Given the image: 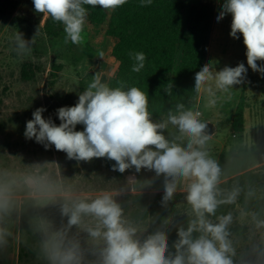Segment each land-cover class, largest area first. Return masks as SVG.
Here are the masks:
<instances>
[{
    "label": "clouds",
    "instance_id": "9594fccd",
    "mask_svg": "<svg viewBox=\"0 0 264 264\" xmlns=\"http://www.w3.org/2000/svg\"><path fill=\"white\" fill-rule=\"evenodd\" d=\"M151 2L145 0L141 6ZM126 3L32 0L35 13L62 24L64 42L74 45L84 41L88 15L85 6L115 10ZM226 15H231L230 37H243L247 67L244 62L219 70H214L212 63L202 66L195 73L194 89L210 97L216 91L228 93L241 84L249 69L264 79V0H224L217 22ZM15 39L21 49L26 47L21 34L17 33ZM129 55L135 61L132 72L139 73L145 66V54ZM171 87L170 83L168 89ZM208 103L215 105L216 100ZM46 110L36 108L26 121V141H34L45 151L54 148L77 164L105 159L114 162L111 171L120 174L130 169L135 173L153 172L151 179L143 181L135 174L128 175L126 187L135 192L153 187L162 178L161 186L155 188L156 192L162 191L161 205L167 207L182 191L191 209L187 227L177 229L173 254L164 227L143 236L145 229L125 215L118 200L124 187L94 194L84 192L62 174L57 161L34 162L22 169L0 167V217L11 214L23 199L40 207L51 204L58 208V223L40 217L36 225L48 264H233L234 249L229 239L233 217L231 213L216 216V211L221 205L235 203L240 190L225 194L220 189L222 170L207 150L210 137L199 111L183 110V105H178L176 113L169 111L165 120L156 122L146 92L124 82L110 86L98 73L78 94L75 105L56 109L59 125L51 117H44ZM169 124L179 132L174 139L164 134ZM77 125L83 130H76ZM213 216L215 222L210 219ZM168 222L165 220L164 225ZM257 226H264V221H258ZM4 236L5 231L0 229V243Z\"/></svg>",
    "mask_w": 264,
    "mask_h": 264
},
{
    "label": "rangeland",
    "instance_id": "374dc122",
    "mask_svg": "<svg viewBox=\"0 0 264 264\" xmlns=\"http://www.w3.org/2000/svg\"><path fill=\"white\" fill-rule=\"evenodd\" d=\"M199 2L211 3L214 7L209 58L214 70L225 65L236 66L239 62H244L247 67L243 37L234 40L229 35L231 15H226L220 22L216 20L224 0H186L185 14L191 5ZM112 11L107 10L109 14ZM40 15L35 13L32 0H0V167L22 169L34 162L57 161L62 174L84 192L94 194L100 190L124 187L123 194H146L152 201L156 196H162V191H155L161 186L162 178L151 188H138L132 192L126 187L125 177L128 175L135 174L143 181L151 179L153 172L141 170L135 173L130 169L124 173L123 180H118L104 166L102 159L77 164L54 148L45 151L34 141L25 140L26 121L32 118L36 108L45 107V118L58 119L56 109L75 105L78 94L87 88L97 73L103 82L114 86L117 70L114 54L120 49L113 31L87 23L84 41L80 45L68 48L64 42L65 33L50 41L37 26ZM44 22L42 19L40 25ZM17 33L26 42L24 49L15 39ZM86 45L97 51L94 58L84 54ZM28 60L42 64L44 71L34 82L25 83L20 78V69L21 64ZM210 99L216 100L215 105H209ZM241 99L245 103V129L242 134L233 135L230 125ZM193 110H199L202 122L215 128L214 135H209L207 150L221 167V182L247 171H253L256 176L254 182L237 197L231 213L233 221L230 226L234 232L230 240L234 249L233 264H264V226H257L258 221H264V79L249 69L247 79L233 86L228 93L216 91L215 96L210 97L201 92L199 104ZM164 134L174 139L179 132L169 124ZM178 194L182 198L175 203L172 212L165 214L164 221L180 226L182 218H191V209L185 201L186 194L178 191L175 195ZM23 204H27L25 217H22ZM125 215L133 221L129 214ZM40 217L58 223L57 206L40 207L23 199L11 214L0 217V229L5 231L4 241L0 243V264H48L41 248L43 237L36 227ZM159 220L163 222L162 217L155 215L146 221L133 222L145 229L143 236H146L162 227Z\"/></svg>",
    "mask_w": 264,
    "mask_h": 264
},
{
    "label": "trees",
    "instance_id": "16d2710c",
    "mask_svg": "<svg viewBox=\"0 0 264 264\" xmlns=\"http://www.w3.org/2000/svg\"><path fill=\"white\" fill-rule=\"evenodd\" d=\"M144 2L145 0H127L126 4L113 10L111 14L99 7L85 6L88 9L86 23L89 26H105L113 31L120 45L119 51L114 54L117 60L114 86L124 82L127 86H136L146 92L152 118L160 122L167 118L169 111L176 113L178 105H183V110H193L197 105L200 93L194 89V76L206 64L214 7L211 3L199 2L191 5L185 14L186 0H152L150 5L141 6ZM42 19L40 15L37 26L44 36L50 41L59 39L64 33L63 25L48 18L41 26ZM73 45L71 42L67 43L68 48ZM83 52L91 59L97 55V51L89 45H86ZM135 52H143L146 57L145 66L139 73L131 70L135 61L129 54ZM43 71L39 62L24 61L21 64L20 78L25 83L34 82ZM170 83L172 87L168 89ZM53 120L59 125V119ZM244 129L245 103L241 99L230 131L233 135H240ZM76 130L83 129L81 125H77ZM102 161L118 180L124 179L125 174L111 171L114 162L105 159ZM255 179L254 172L247 171L221 182L219 187L225 194L237 188L242 194ZM161 198L158 195L152 201L146 194H123L118 200L124 207L125 214H129L133 221H146L155 215L162 217L163 222L159 221L168 232L169 252L174 254L177 229L181 226L186 228L191 218H182L180 226L169 223L164 225L165 214L172 212L175 203L182 196L174 195L167 207L161 205ZM26 205H22V217H25ZM234 208L235 203L221 205L216 216L232 213ZM216 216L210 219L215 222ZM229 232L230 239L234 232L230 225Z\"/></svg>",
    "mask_w": 264,
    "mask_h": 264
},
{
    "label": "crops",
    "instance_id": "0c3cea01",
    "mask_svg": "<svg viewBox=\"0 0 264 264\" xmlns=\"http://www.w3.org/2000/svg\"><path fill=\"white\" fill-rule=\"evenodd\" d=\"M211 32H210V37H209V42H208V47H207V56H206V64H209V61H210V51H211V48H212V33H213V26L211 27ZM200 98H201V92H200V95H199V99H198V104H199V101H200ZM214 128V127H213ZM215 133V128L213 129V135Z\"/></svg>",
    "mask_w": 264,
    "mask_h": 264
},
{
    "label": "water",
    "instance_id": "95a60500",
    "mask_svg": "<svg viewBox=\"0 0 264 264\" xmlns=\"http://www.w3.org/2000/svg\"><path fill=\"white\" fill-rule=\"evenodd\" d=\"M213 126L212 125H206V133L208 134V135H211L212 133H213Z\"/></svg>",
    "mask_w": 264,
    "mask_h": 264
},
{
    "label": "built area",
    "instance_id": "2783aa9c",
    "mask_svg": "<svg viewBox=\"0 0 264 264\" xmlns=\"http://www.w3.org/2000/svg\"><path fill=\"white\" fill-rule=\"evenodd\" d=\"M193 111H199V110H193ZM200 112V111H199ZM201 113V112H200ZM200 119L202 121V113H201V116H200Z\"/></svg>",
    "mask_w": 264,
    "mask_h": 264
}]
</instances>
